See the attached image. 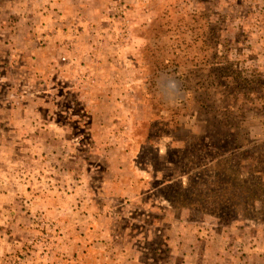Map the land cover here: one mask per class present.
Returning a JSON list of instances; mask_svg holds the SVG:
<instances>
[{"label": "rangeland", "instance_id": "374dc122", "mask_svg": "<svg viewBox=\"0 0 264 264\" xmlns=\"http://www.w3.org/2000/svg\"><path fill=\"white\" fill-rule=\"evenodd\" d=\"M0 264H264V0H0Z\"/></svg>", "mask_w": 264, "mask_h": 264}]
</instances>
